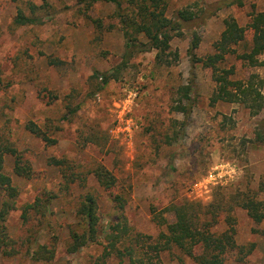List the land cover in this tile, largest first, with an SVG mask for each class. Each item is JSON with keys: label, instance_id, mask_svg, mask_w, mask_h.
<instances>
[{"label": "rangeland", "instance_id": "1", "mask_svg": "<svg viewBox=\"0 0 264 264\" xmlns=\"http://www.w3.org/2000/svg\"><path fill=\"white\" fill-rule=\"evenodd\" d=\"M221 1L171 0L169 17L182 10L196 17L172 41L177 58L167 68L156 65V51L126 56L112 4L97 3L85 13L77 0H0V145L17 149L21 164L31 168L30 177H18L15 158L4 155L3 172L18 196L6 223L7 251L14 254L0 256V264H47L30 257L35 242L54 248L52 264L96 263L104 246L68 250L76 207L88 193L97 200L104 227L117 221L114 198L123 195L129 225L152 240L166 231L163 222H175L173 205H226L233 194L264 202V142L256 138L264 131V111L253 116L239 104H212L213 72L189 55L195 36L197 57L214 53L228 18L246 30L237 53L250 52V24L264 12V0H233L218 10L214 5ZM19 12L35 14L41 23L18 26ZM259 60L263 65L253 67L230 55L222 67L235 68L233 80L253 78L264 94V54ZM116 69L118 79L103 85L104 74ZM189 85L193 109L186 118L173 108L180 88ZM30 122L56 143L30 133ZM53 159L65 160L66 174H75L71 190H60L64 180L61 169L50 165ZM99 165L116 178L115 187H102L92 175ZM45 192L58 196L51 215L41 224L31 212L25 221L23 207ZM3 201L0 191V206ZM226 216L221 213L213 232L230 228ZM232 216L237 248L227 251L225 264H264V221L256 223L241 207ZM106 264L121 263L112 255ZM161 264L197 263L173 248L161 255Z\"/></svg>", "mask_w": 264, "mask_h": 264}, {"label": "trees", "instance_id": "2", "mask_svg": "<svg viewBox=\"0 0 264 264\" xmlns=\"http://www.w3.org/2000/svg\"><path fill=\"white\" fill-rule=\"evenodd\" d=\"M78 4L87 13L97 3L112 4L116 7L121 28L126 39L127 53H147L156 51V65L172 67L173 59L177 57L171 51V43L175 37L181 35L187 25L194 19L195 14L187 10L178 11L173 17L168 16V8L171 0H77ZM233 0H223L214 5L218 10L230 6ZM15 23L18 26H29L41 23V18L32 14L26 16L19 12ZM225 29L220 39L214 44V53L199 58L195 50L199 48L200 39L195 36L191 42L190 57L194 64H202L213 72V80L216 83V90L211 97V103L226 102L239 104L250 111L253 116H258L264 111V94L261 86L254 81L233 80L235 68L227 69L222 64L227 61L230 55H236L238 59L249 66H261L263 62L259 56L264 54V12L253 16L250 28L254 31L252 47L250 52L238 54L236 47L245 41L246 30L240 27L233 18L224 22ZM118 69L110 74H104L103 85L108 84L112 79H118ZM2 78L0 76V85ZM192 86H183L179 90V98L173 111L183 113L186 118L190 117L193 109ZM181 95V96H180ZM77 109L72 112H76ZM68 117H63L67 121ZM26 129L30 133L41 138L45 143L54 144L42 133L41 128L30 122ZM257 140L264 142V131L256 132ZM4 155L15 158L14 174L18 177H30V169L21 164L22 157L17 149L10 145H0V191L3 192L4 201L0 206V256H13L8 252L10 238L7 234V219L10 211L15 208L18 193L12 183V178L3 172ZM50 165L61 169L64 182L60 190L69 191L75 183V174L68 175L65 172L66 162L63 159H53ZM92 175L98 183L111 189L116 186V178L103 165L93 170ZM242 194L230 196L232 202L226 205L209 204L185 201L173 205L170 210L175 215V222H163L166 231L159 237L152 240L151 236H144L135 232L125 217L127 200L123 195L118 194L114 198L115 209L119 212L117 221L109 223L104 227L100 224L98 216V204L93 194L88 193L80 197L76 207L77 223L71 228L69 240V252L78 253L90 246H104L102 257L94 264H106V259L112 255L121 264H161V255L164 252L177 248L197 264H225L227 251L237 248L235 233H232L236 220L232 216L234 208L241 207L248 212V215L256 223L264 221V202L254 199L246 200ZM57 195L52 192H45L37 197L31 204L23 207V219L28 220L29 213L34 212L40 219V223L46 221V216L51 215L50 206ZM226 212V223L230 228L222 233L213 232L212 228L217 226L222 212ZM264 235V229L261 231ZM29 255L34 261L52 264L55 257V250L50 245L34 243L29 249ZM127 260V262H126Z\"/></svg>", "mask_w": 264, "mask_h": 264}]
</instances>
